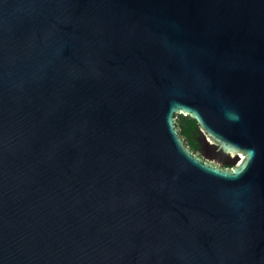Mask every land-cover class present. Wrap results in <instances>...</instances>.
<instances>
[{"label":"water","instance_id":"1","mask_svg":"<svg viewBox=\"0 0 264 264\" xmlns=\"http://www.w3.org/2000/svg\"><path fill=\"white\" fill-rule=\"evenodd\" d=\"M0 264H264V0H0Z\"/></svg>","mask_w":264,"mask_h":264},{"label":"trees","instance_id":"2","mask_svg":"<svg viewBox=\"0 0 264 264\" xmlns=\"http://www.w3.org/2000/svg\"><path fill=\"white\" fill-rule=\"evenodd\" d=\"M174 125L178 130L179 136L184 139L185 146L194 154L199 155L202 159V146L205 141V133L201 129L196 120L183 113L174 114ZM204 160V159H203ZM232 167L231 164H226L223 168Z\"/></svg>","mask_w":264,"mask_h":264},{"label":"rangeland","instance_id":"3","mask_svg":"<svg viewBox=\"0 0 264 264\" xmlns=\"http://www.w3.org/2000/svg\"><path fill=\"white\" fill-rule=\"evenodd\" d=\"M206 142L207 145L204 148V157H206L209 161L217 162L221 167H224L226 164H229V162H231V160L217 158L215 148H213L211 144H209V142L211 141L208 140ZM232 155L233 157H235L233 153ZM237 159L238 160L236 161L235 164H233V166L239 163V161L241 160V156L238 157Z\"/></svg>","mask_w":264,"mask_h":264},{"label":"flooded vegetation","instance_id":"4","mask_svg":"<svg viewBox=\"0 0 264 264\" xmlns=\"http://www.w3.org/2000/svg\"><path fill=\"white\" fill-rule=\"evenodd\" d=\"M207 141V140H206ZM206 141H204V144H203V146H202V156H203V159H204V161H208V162H210L211 164H214V165H219L217 162H215V161H209L206 157H204V148H205V146L207 145V142ZM209 144H211V143H209ZM220 166V165H219ZM221 167V166H220Z\"/></svg>","mask_w":264,"mask_h":264}]
</instances>
